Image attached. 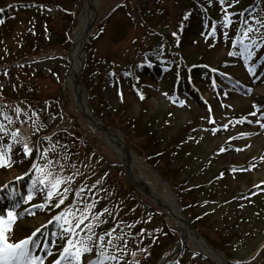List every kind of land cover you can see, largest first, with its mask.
<instances>
[{"label": "rangeland", "instance_id": "rangeland-1", "mask_svg": "<svg viewBox=\"0 0 264 264\" xmlns=\"http://www.w3.org/2000/svg\"><path fill=\"white\" fill-rule=\"evenodd\" d=\"M83 3L0 0V216L18 214L10 242L31 236L32 254L53 264L66 243L53 218L73 203L94 204L85 223L98 216V234L116 231L96 241L85 262L90 255L104 264H159L183 234L134 186L66 86ZM262 22L264 0H226L223 8L219 0H101L84 57L94 115L144 161L132 171L156 186L152 171L169 182L189 224L230 264H264ZM249 26L244 43L255 45L245 59L239 40ZM25 143L31 156L21 159ZM49 169L70 178L60 208L59 197L34 206L45 203L39 184L27 200ZM168 264L217 263L186 243Z\"/></svg>", "mask_w": 264, "mask_h": 264}, {"label": "snow or ice", "instance_id": "snow-or-ice-1", "mask_svg": "<svg viewBox=\"0 0 264 264\" xmlns=\"http://www.w3.org/2000/svg\"><path fill=\"white\" fill-rule=\"evenodd\" d=\"M219 3L223 8L226 0H219ZM185 19H187V17H185ZM230 23V19H225L222 21V26L227 27ZM262 26H264V22H262ZM215 31L216 26L213 24L212 34H214ZM252 31L253 29L250 26L244 29L243 38L239 40V43L247 53L245 59L252 55L250 47L255 45V41H253L251 46L244 43L245 39H249V33ZM233 44L235 45L236 41H234ZM229 55H234V53H229ZM249 71H251V69H249ZM140 98L143 99V96L141 95ZM13 135L18 136V133H14ZM24 156H31V150L27 143L23 145V156L21 159H23ZM3 158L4 154L0 153V161H2ZM48 163L51 164L52 161L49 160ZM0 166L3 165L0 164ZM31 167L37 171H43L35 163H33ZM68 180H70V178L66 179L61 177L49 169L32 181V186H30L28 190L27 200H32L33 190L36 188L37 184H39L41 187L38 191L43 193L45 203L36 204L34 206L38 208L50 207L51 205L49 202H51L54 197H59L58 202L55 203L54 206L60 208L67 199L66 194L70 191L68 187H64L63 192H61L60 186L67 183ZM83 191L84 189H80V191L76 193V196L80 197ZM94 207V204H86L83 208H76L75 203H73V205L66 207L53 218L62 230L63 234L60 236L61 242L66 241L62 251L59 253V258L56 259L53 264H104L102 260H94L90 255L86 262L84 260L85 254L94 251L96 241L103 243L105 241V236L111 237L112 232L116 231V229L113 228L112 232L105 233L104 235L98 234L94 228L99 227L100 224L105 222L100 220L98 216L92 217L93 220L98 221L97 224L93 225L91 222L85 223V221L89 220V212ZM104 212L107 213L108 209H104ZM17 215L18 214H14L12 211H8L6 218L0 216V264H44L43 259L40 256L33 255L29 248L31 236L27 239H21L18 243L10 242V237L7 233L12 230V225L16 222ZM61 221L63 223H60ZM49 223H51V221H49ZM38 232H40V228H36L35 231L32 232V236H35ZM53 243H55V241H53ZM107 244L112 245V239H108ZM45 250H47V245H45ZM48 255L51 256L52 253L48 252ZM97 255L100 256L103 255V253H97ZM109 259L115 260L117 258L112 256L109 257Z\"/></svg>", "mask_w": 264, "mask_h": 264}, {"label": "bare ground", "instance_id": "bare-ground-1", "mask_svg": "<svg viewBox=\"0 0 264 264\" xmlns=\"http://www.w3.org/2000/svg\"><path fill=\"white\" fill-rule=\"evenodd\" d=\"M101 0H84L82 13L80 15L79 23L75 29L74 34V50L71 53L70 62L72 68L67 76V88L73 92L77 90L79 97L77 98L76 107L84 116L88 124L103 137L107 145L115 152L117 158L124 163L129 169H133L136 166L144 167V162L137 155L127 149L122 142L120 136L117 133L106 130L101 122L97 121L93 117V113L89 108L88 102L83 95L82 90L76 89V74L81 68L83 63V46L87 41V33L93 29V25L90 19V13L94 15L95 8H98ZM90 19V20H89ZM216 163V162H215ZM214 166V165H213ZM212 166V169H213ZM211 169V170H212ZM225 172V178L227 174H230L228 167L225 166L221 169ZM219 174V173H218ZM135 184L139 191H141L152 203H154L160 209L166 211L169 217L175 220L179 231L183 234L186 242L192 244L198 252L209 257L212 261L217 264H230L226 261L225 256L221 253L213 251L208 244L201 240L196 231L193 230L184 218L181 212L180 206L177 202L178 196L171 190L170 186L159 181V185L149 182L147 179L137 176L135 178Z\"/></svg>", "mask_w": 264, "mask_h": 264}, {"label": "water", "instance_id": "water-1", "mask_svg": "<svg viewBox=\"0 0 264 264\" xmlns=\"http://www.w3.org/2000/svg\"><path fill=\"white\" fill-rule=\"evenodd\" d=\"M90 15V18H93L92 16V14L90 13L89 14ZM90 20V19H89ZM84 48V50H85V47H83ZM81 73H82V69L76 74V84H74V86L76 87V89H79V90H82V92H84V87H83V84H82V82H81V80H80V75H81ZM75 94H76V98H78L80 95H79V93L77 92V90H76V92H75ZM84 95V94H83ZM84 97H85V95H84ZM98 120V119H97ZM106 130H108V131H112V130H110V129H106ZM113 132H115V131H113ZM132 175V174H131ZM158 176V175H157ZM200 238V237H199ZM201 239V238H200ZM184 241H185V239L180 243V246H179V248H178V250L182 247V244L184 243ZM162 264V263H161Z\"/></svg>", "mask_w": 264, "mask_h": 264}]
</instances>
